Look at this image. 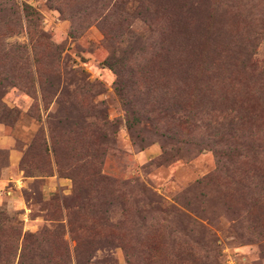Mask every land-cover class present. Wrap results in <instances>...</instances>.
<instances>
[{
	"label": "rangeland",
	"instance_id": "374dc122",
	"mask_svg": "<svg viewBox=\"0 0 264 264\" xmlns=\"http://www.w3.org/2000/svg\"><path fill=\"white\" fill-rule=\"evenodd\" d=\"M25 4L38 14L33 26ZM242 42L264 65V0H0V264L17 263L23 237L57 226L69 249L82 237L131 236L133 252L155 253L162 264L196 235L161 214L169 205L189 209L202 227L205 245L195 251L207 263L264 264V183L254 175L264 171L216 157L241 152L240 135L252 142L245 151L264 153V106L241 84L235 95L226 81L201 93L184 88L218 136L211 142L200 139L202 128L176 132L138 99L137 72L148 63L170 77L174 62H193L191 75L210 76L211 62L228 60ZM112 55L123 87L133 72L139 82L131 129L106 64ZM213 121L228 130H213ZM95 242L89 264L107 256L124 264L121 241Z\"/></svg>",
	"mask_w": 264,
	"mask_h": 264
},
{
	"label": "trees",
	"instance_id": "16d2710c",
	"mask_svg": "<svg viewBox=\"0 0 264 264\" xmlns=\"http://www.w3.org/2000/svg\"><path fill=\"white\" fill-rule=\"evenodd\" d=\"M7 2H11L12 4V0H7ZM21 13L26 23L31 24L32 26L35 25L34 23L38 20V14L33 8L25 4L21 8ZM168 62L169 60H165L164 64H167ZM106 64L116 75L114 84L115 91L120 103L124 106L126 111L125 122L130 129L133 128L134 120V113L131 106L137 103L139 99L140 102H143V106H157L156 109L159 111L161 110L163 113L161 119L169 117L172 127L177 129L176 132L193 128V131L199 133L202 128L204 131L200 139L202 140L205 137V139L210 140L211 142H216L219 139L218 136H216L215 133L207 132L208 128H210L207 127L208 123L204 124L202 113H200L201 111L196 110L197 103L195 104L192 101L190 104L188 103V98L191 95H188L184 88L191 87L201 93L203 89H211L212 86L217 88V85L224 81L227 82L228 89L233 95L239 93V84H241L244 88L242 95L246 96L248 101L259 102L260 106H264V102H262L264 99V88L263 91H259L258 94L252 91L254 84H264V65L258 64L257 61L249 56V52L246 47L243 46V42L238 44L234 56L228 57V60L221 59L216 65H214V62H211L213 68L210 67L212 68L213 73L210 74V76L198 77L191 75L190 68H193V62H185L183 60L180 62H174V65H172L173 71L170 77L164 76L158 72V69L161 68V64H158V62H155L154 64L148 63L147 68H140V71L137 72L139 79L143 80L144 83L139 85L138 80L133 79L136 77V72H133L129 77L130 83L128 88L127 86L123 87L122 68L119 69V67H117L118 65L113 61V55L106 60ZM118 64L123 67L124 62H118ZM218 69H221V71L226 74H218L217 71H220ZM123 70L128 72V70ZM129 72L131 71L129 70ZM168 83L173 85L175 93V96L169 97L175 102V106L171 105V109H166L164 105L165 97H168L169 95V89L166 87V84ZM210 83L211 85L208 86ZM132 85H139L142 89V96H139L138 99L132 96ZM162 89H165V91H162ZM190 106H192L193 111ZM171 112H173V114H171ZM237 120L241 122V118H238ZM224 123L226 122L213 121L212 123L210 122V126L214 125L212 126L213 130L224 132L223 130H225V128L228 130L229 122L226 124ZM235 131L236 130L233 132ZM167 132H170L171 135H176V133L171 132L170 129H167ZM225 134H228V132ZM186 135L190 134L186 133ZM216 138L218 139L216 140ZM221 141L226 142V140ZM233 143L242 151L222 157L218 156L216 153V157L221 160L223 159V162L226 164H235V166H238L243 170L241 172H244L245 170L253 172L264 171V153L258 150L245 151V148L250 147L252 143L248 136L240 135L233 139ZM254 175L259 179H262V182L264 183V177L256 173ZM202 181L203 179L196 181V185H200ZM188 212L189 209L182 205H169L166 210H162L161 214L170 217L171 223H174L181 228L182 226H190L193 232H196V235H188L190 245H186L184 249L177 250L176 253H168V255L171 256L164 257L165 261L162 259V264H212L207 263V257L203 260V257L195 251L196 247L201 248L205 243L200 234V232L202 233V227L189 216ZM129 222H131V220ZM134 227L138 228L136 225H134ZM54 228H56V230H54ZM54 228L53 231L42 228V230L34 235L23 237L16 264H89L90 259L92 258L89 248H91L93 242L96 241L95 244H97L103 240L110 244H114L117 240L122 242L120 248L125 258L124 264H158L161 259L159 256L155 255V253L133 252V241H135V239L131 238V236H127L124 241L117 236H110L108 239H102L100 236H92L91 238L82 237L80 241L74 239L75 246L69 249L67 242L64 239V235L60 233L58 226ZM182 243H184V241ZM92 264L117 263L114 259L107 256L101 261L94 260V263L92 262Z\"/></svg>",
	"mask_w": 264,
	"mask_h": 264
}]
</instances>
